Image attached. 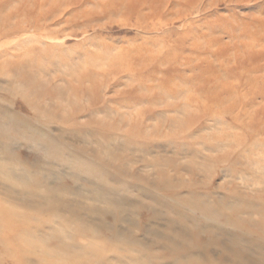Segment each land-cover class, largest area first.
<instances>
[{"label": "rangeland", "instance_id": "374dc122", "mask_svg": "<svg viewBox=\"0 0 264 264\" xmlns=\"http://www.w3.org/2000/svg\"><path fill=\"white\" fill-rule=\"evenodd\" d=\"M0 264H264V0H0Z\"/></svg>", "mask_w": 264, "mask_h": 264}, {"label": "bare ground", "instance_id": "6f19581e", "mask_svg": "<svg viewBox=\"0 0 264 264\" xmlns=\"http://www.w3.org/2000/svg\"><path fill=\"white\" fill-rule=\"evenodd\" d=\"M213 85H215V87H214V88H210L209 90H214V89L217 90L218 88H222V90H226V91L229 90L227 84H223V83H220V84H219L218 81H216V83H214ZM214 102H215V101H214Z\"/></svg>", "mask_w": 264, "mask_h": 264}]
</instances>
